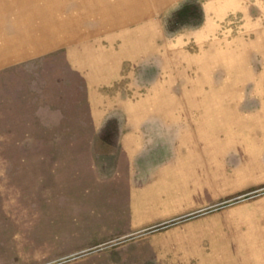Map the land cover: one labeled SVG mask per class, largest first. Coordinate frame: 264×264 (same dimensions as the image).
<instances>
[{"label": "rangeland", "instance_id": "374dc122", "mask_svg": "<svg viewBox=\"0 0 264 264\" xmlns=\"http://www.w3.org/2000/svg\"><path fill=\"white\" fill-rule=\"evenodd\" d=\"M121 125L155 216L129 237L163 264H264V0H0V264L120 230L98 208Z\"/></svg>", "mask_w": 264, "mask_h": 264}, {"label": "crops", "instance_id": "0c3cea01", "mask_svg": "<svg viewBox=\"0 0 264 264\" xmlns=\"http://www.w3.org/2000/svg\"><path fill=\"white\" fill-rule=\"evenodd\" d=\"M90 99L93 131L98 133L104 127L110 129L111 125L105 121H108L113 112L104 111L99 105V97L95 94L91 93ZM119 131L120 137L118 135L108 142L117 147L114 153L120 155L122 164L114 171L113 180L100 188L106 192L107 198L106 202L101 198L98 210L101 212L100 220L104 221L101 226L120 230L106 231L94 244L79 248L72 257L64 255L59 261L49 264H163L162 260L157 259L156 250H151L146 245V240L129 237L137 228L150 225L155 216L152 215L153 212L148 213V209L153 208L148 207V188L140 186L136 181L146 177V171L132 170V162L139 163V157L145 154L143 146H140V140L135 135L127 134L125 126L121 125ZM115 178L119 182L111 185ZM103 210L108 213L103 214ZM151 258H155V263L151 262Z\"/></svg>", "mask_w": 264, "mask_h": 264}]
</instances>
